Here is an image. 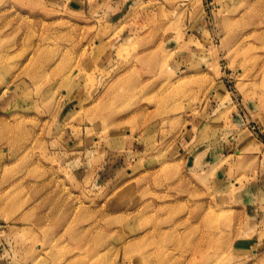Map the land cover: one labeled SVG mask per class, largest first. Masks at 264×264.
Here are the masks:
<instances>
[{"label": "rangeland", "instance_id": "374dc122", "mask_svg": "<svg viewBox=\"0 0 264 264\" xmlns=\"http://www.w3.org/2000/svg\"><path fill=\"white\" fill-rule=\"evenodd\" d=\"M0 264H264V0H0Z\"/></svg>", "mask_w": 264, "mask_h": 264}, {"label": "crops", "instance_id": "0c3cea01", "mask_svg": "<svg viewBox=\"0 0 264 264\" xmlns=\"http://www.w3.org/2000/svg\"><path fill=\"white\" fill-rule=\"evenodd\" d=\"M112 8H113V9H112L113 12H118V6H114V5H113Z\"/></svg>", "mask_w": 264, "mask_h": 264}, {"label": "bare ground", "instance_id": "6f19581e", "mask_svg": "<svg viewBox=\"0 0 264 264\" xmlns=\"http://www.w3.org/2000/svg\"><path fill=\"white\" fill-rule=\"evenodd\" d=\"M159 233H160L159 235H160V236H162L163 230H160V232H159Z\"/></svg>", "mask_w": 264, "mask_h": 264}]
</instances>
